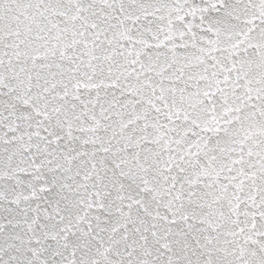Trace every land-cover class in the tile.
Listing matches in <instances>:
<instances>
[{"label":"snow or ice","instance_id":"snow-or-ice-1","mask_svg":"<svg viewBox=\"0 0 264 264\" xmlns=\"http://www.w3.org/2000/svg\"><path fill=\"white\" fill-rule=\"evenodd\" d=\"M0 264H264V0H0Z\"/></svg>","mask_w":264,"mask_h":264}]
</instances>
